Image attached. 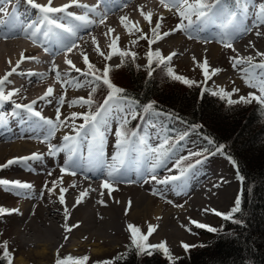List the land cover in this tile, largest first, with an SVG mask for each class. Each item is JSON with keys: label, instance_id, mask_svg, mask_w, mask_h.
Here are the masks:
<instances>
[{"label": "rangeland", "instance_id": "374dc122", "mask_svg": "<svg viewBox=\"0 0 264 264\" xmlns=\"http://www.w3.org/2000/svg\"><path fill=\"white\" fill-rule=\"evenodd\" d=\"M34 1L41 3L45 0ZM156 1L159 4V0H138L137 2H131L129 4L134 5L131 8L132 10H126V8L124 10L123 8L122 10L107 15L104 18L105 22L103 23L106 25H104L97 33H95L94 37L92 38L93 40H98L101 44L98 43V45H96L95 42V44L93 45L92 43L90 44L88 42V44H86L82 48L80 62H78L80 66L79 68L82 71H85L87 69V66L83 61L84 55H87L89 61L97 65L100 69H104L106 66H117L121 62V58L119 56H112V59L109 61L99 55V53L97 52V47H99L100 51H102L105 56L109 55L111 51L110 45L118 37L116 34V36L111 35L109 31L110 28H116V30L118 28V31H121V36L118 37V47L121 50L134 51L136 53H139L141 62L143 64L148 65L146 54L150 49L153 51L158 50L164 57H166V55L168 54L167 44L162 43V40H159L149 48L147 39L140 38L144 33L149 34V30L154 26V23L150 25L145 21L144 26H141L139 23L140 19L137 17L139 21L135 20V15H145V12L148 9H152V7H150L153 5L152 3H156ZM248 1L249 0H247V2ZM138 2L140 4H138ZM262 3H264V0H252L246 12L248 14L246 16V19H249V16H253L254 18L252 19V22H254V20L256 19L255 13H258L259 4ZM161 6L162 7L155 6L153 9L156 10V13L158 14L159 11L163 10L162 8L167 11L165 15L161 16L163 17L161 29H175L176 25L180 22V17L177 13V10L175 8L167 9L164 7L163 3ZM3 8L5 9L4 6ZM96 11H98V8H96ZM3 16L4 13H2L1 15V20H3ZM15 16H19V13ZM122 17H127L128 20L122 22ZM193 20H196L195 16H193ZM239 22L240 20H238V23ZM185 23L187 22L185 21ZM125 24L128 25L127 28L125 27ZM14 25H16V23ZM133 25H135L136 28L141 29L142 32H136L135 30H133L130 33L129 29L133 28ZM210 26L211 25L206 26L205 30L202 32L193 30L191 34L193 35L196 32H199L201 34L203 33L204 35L212 33L214 34L215 29L213 30V32H211L212 29H210ZM193 28H196L195 24L193 25ZM254 28L252 27V29ZM4 29L5 28H3L2 32L7 31V29ZM259 29L264 30V24H260ZM217 33L219 34V32H216V34ZM174 35L175 37L177 36L182 39L184 51H191L193 50V47L196 49H200L202 52V56L207 55L206 58L208 64L210 65V69H220L218 73H216L215 75H211V79L207 80V82L205 83L202 68L200 66L203 63L204 58H202L201 61L199 59H195L196 61L191 62L181 61L179 56L178 58L176 56L173 57L170 62H167L170 67L174 69L176 74L182 75L188 79L196 81L197 83L202 82L206 87H211L213 89H217L218 91L223 89L230 94V97L233 100H238L241 96H248L249 93H256L257 95L260 94L258 91L259 78H264L261 77V74L264 73V69H253L247 63L234 64L232 58L239 55V57L244 58L253 57V63L264 62V58L258 55V53L264 52V33L261 36H256V34L254 36H251V34L249 35L248 39L251 38L254 40L256 38V40H254L256 41V46L255 48L248 47L250 54H252H248V56L243 54L245 50L240 49V46L237 47V44L243 41V39L248 34H245L244 37H240L237 41H230L236 50L235 52H233L232 49L225 47L224 44L219 40H210L206 37L196 38L195 36H192L193 38L190 39L189 34L184 31H175ZM88 37L90 38V36ZM133 41H135V43H133ZM11 44H14L13 47L11 46ZM31 44L32 46L39 45L34 40L32 41L29 37L18 36L16 38H7L0 35V53H6L7 51L12 49L15 50V48L16 50L14 52H23L24 49L28 45L31 46ZM214 46H218L221 49L220 53H217V55L210 51L214 50V48L212 49V47ZM35 54L38 53L35 52ZM44 54L47 55V57H54V59H57L56 56H54L48 50L45 51ZM54 59H52V61H54ZM47 66L49 67V65ZM237 71H241V80L249 81L248 84L244 86H238L236 82H234L232 74H235V72L237 73ZM71 73L69 77V74H65L60 79H57V74L53 73L50 77V79L52 80V82H50L51 84H48L43 80L33 81L30 79L31 82H29L30 80L28 78L21 79V81H24V86L22 87V89H18L16 91L12 89L13 86L11 77L4 85L5 92L7 93L9 91H14L16 94L13 96L18 98L20 103H28L32 99L38 97L43 92L47 91V85H54V90H59L58 93L53 96V98H48L45 103L41 104L40 102H38L36 105H34V109L36 111H39L44 118L55 120L57 109H59L61 121L66 120V124L61 126L56 131L54 137L47 138L48 142L54 145L55 143H57V141H59L58 145L63 144L64 135L75 134L73 129L69 127V125L73 123L71 119L73 113L83 114L93 112L95 110L91 109L89 107V104H81L79 102L80 98H89L90 93L93 91L94 82L92 81L91 77H84L80 73H78V77L74 79L73 77L77 75V72H75L73 75ZM69 79L78 80L79 83H69V85H66L65 81ZM27 82H29V85H26ZM80 84H83V86L81 87ZM250 84H256L257 87H251ZM237 89L238 91H234ZM61 97H64L63 105H61L59 102ZM0 105L2 106V108L0 106V110L6 111L9 114L10 121H13L14 123L17 117H20L21 122L24 124V127L17 128V132L21 134L22 137L12 140H15L16 144L24 150L29 149V146L32 149H39L43 153L42 160L32 161L29 164H17L9 169L3 170L1 176L5 177L7 180L18 179L19 181H24L27 183L34 182L35 190H33V192H31L29 195H25L19 190L13 188L0 186V207H3L4 209H19L20 203L22 201L27 202L31 197L39 194L40 191H38V189L40 187H49L53 179L62 173L61 166L66 160L67 153L60 152L55 157L48 155V142H45L44 140V137L46 135V126H44L38 118H33L28 114L16 111V109L11 107L12 104L10 105L0 103ZM129 108H134L135 112L137 113L134 104L125 106L124 103H117L115 105H112L109 109V115L107 116L109 127L107 130H104L103 143L101 144V141H99L101 146L108 145V153L102 150L99 151V149H97V146L95 145H97L96 143H98V138H96V136L94 137L91 134L85 138V141H83L81 147H79L78 150H80L81 153L89 154V147L91 146L94 149L91 155V158L93 160L97 158L95 156L96 152H102V155H100L99 158L104 162L105 165L108 164V166H110L116 163L113 160V157L117 152V149L115 147L117 143V137L115 136V133L119 129L121 117L127 114ZM120 109H123L124 111L121 112ZM13 113H15V115H13ZM129 119H131L130 116L128 120ZM83 122V119L79 117L75 120V124L77 126ZM167 125L168 124L166 123V121L161 118H156L153 122L150 123L148 136L150 147L152 149L157 148L162 140H164L167 137V134H169L170 132L179 134L183 132L186 127L185 125L179 123L174 124L173 126ZM28 134H30V136ZM196 143H192L193 145L179 147V150L181 151L180 153L185 154L199 150L201 146ZM135 152H137V155H133L128 164H126V160H123V157H121L123 160V164L120 178L118 181L112 182L115 190H111L110 195L114 199H116L114 200V203H118L121 207L118 209L120 229L115 241L106 240L100 242L102 240L99 241L97 237H92V235L96 232L95 229H85V226H82L80 230L77 231L78 234H73V236H71V240L70 237L66 240L64 246L58 248V250L56 251L50 249L48 255L43 257L38 255L36 252V250L39 248H36L29 243L24 244L21 238H18L19 236L23 237L27 235L26 231H19L21 227L22 216L18 212L9 217L5 216L4 219H1L2 217L0 218V238L3 241H6L8 244V253L10 254L9 260L11 261V264H22L18 260L19 258H22L24 260V264H56V260L64 256H72L79 259L88 257L86 264H97L99 261L113 258L117 254H120L127 249L128 244L130 243V241H132L130 230L128 227V225L130 224L139 227L142 233L148 230L149 225L155 226V231L149 237V241L153 244H158L160 242L166 241L167 247L170 249L174 257H177L185 252V249L181 246L182 242L189 245H195L199 242L209 239L210 236L206 232H203L204 229L195 227L191 224L190 221L196 220L200 223L210 225L212 227H217L221 223L222 217L214 215L211 212V209H216L217 205L214 204L206 206V208L209 209L208 212H205L203 211V208H200L202 212L199 211L200 213L197 214L193 213L192 211H188L187 209L185 211H183L182 209L186 208L190 203V196L193 189L195 190L209 180L211 182H214L216 179L222 180L223 177H227L229 183H226L225 186H231L233 190L238 188L240 180L236 176L232 164L228 162V160L221 158L220 156L213 155L210 158L203 160L201 164L197 165L191 171L187 172L180 181H174L168 184H160L157 181L164 180L170 176L179 175L181 170H183L182 168H179L176 161L172 158L173 153H171V150L169 156H166L164 158V162L157 166L155 169L154 174L156 175L157 180L153 181L149 179V182L145 183L143 182V176L147 175L145 170L151 167L153 163H155L156 158L150 157V155L152 156L151 151L143 152L141 149H139L138 146L135 148ZM12 153L6 152L1 160L3 161L7 159V157H9ZM176 156L177 154H175L174 158H176ZM109 157L111 158L110 161L106 162V158ZM58 161L62 164L58 163ZM54 163L56 165L53 168L52 166L54 165ZM130 164L131 167L129 166ZM137 170L140 171L138 172ZM202 171H208L209 174L201 175ZM197 175L199 177H196ZM79 179H76V182H79ZM102 180H105V178H101L99 181L101 182ZM45 182L47 183V185L45 184ZM180 183H182L184 187L182 191L178 192L175 189V185ZM146 185H149L150 189L145 188ZM217 188L218 187H216L215 185V188L213 187L210 192L212 190L216 191ZM139 192H147V194L151 197V209L148 210L145 215L133 216L131 213L133 207L138 205L136 204V202H139L137 201L139 198ZM45 193H47V191L43 190V194ZM64 195L66 198L68 195V191L64 193ZM75 195L77 196V194ZM237 199L238 195L234 199L231 198L228 206H219L221 208H217L216 210L220 212H229L233 208ZM80 200L83 205L88 203L86 196ZM156 208L160 209V212L157 216H155L154 213ZM130 215H132V217H130ZM97 218L101 219L102 222L105 220V218ZM67 224L70 223L68 222ZM76 224L77 223L75 222L73 224V227L76 226ZM177 227L179 228L180 232L178 231V233H173V231H175ZM85 234H87L86 237L83 236Z\"/></svg>", "mask_w": 264, "mask_h": 264}, {"label": "bare ground", "instance_id": "6f19581e", "mask_svg": "<svg viewBox=\"0 0 264 264\" xmlns=\"http://www.w3.org/2000/svg\"><path fill=\"white\" fill-rule=\"evenodd\" d=\"M115 1V6L113 9L109 8L108 3L106 0H103V3H101V0H76V3L78 4H84L88 5L89 7L97 6V8H101L102 6H106L107 9L103 12H101L99 9L98 11L95 12H88V16L90 19L96 20V23L90 26H83L82 22L80 21H75L74 17H69L66 16L65 13H54L50 14L52 17H58V18H63L65 21L64 23L67 24L68 26L72 25V27H76L79 25L76 36L72 37L70 34H68L67 39L68 40H74L75 43L77 44V47L73 48V50L70 53H67L63 50L57 52V54H62L59 56L58 59H54V57H47V55L44 54L46 49L50 51L53 55V49L58 48V44L60 45L59 41L55 36H52L51 34L49 37L43 36V33L48 30V27L43 23L41 27V31L36 34L35 38L36 39H41L39 41V45L35 47L27 46L23 52H14L16 50L12 49L7 51L6 53H0V79H3L9 72H12V69L15 68L16 71L9 76L11 77L12 80V89L14 91L18 89H22L24 86V81H21V79L28 78L29 80H39V81H46V83L51 84L52 80L50 77L52 76L53 73L57 74V71L60 73V78L64 76L65 74L68 75L71 73L72 75L76 72L73 68H71L70 65L66 63V60H72L73 64L76 67H80L79 63L80 62V56L82 52V48L88 44V42L91 44L98 45L100 43L98 40H93L92 38L94 37V34L97 33L104 25L106 24H101L99 23V20L101 18V15L104 16V18L107 15L112 14L113 12L122 10L126 8V10L131 9L134 5H129L131 2H137L138 0H114ZM35 3H38L37 1H34ZM127 4L126 6H124ZM161 0L159 1V4L157 3H152L153 5L150 6L152 9H148L145 12V15L141 16L140 14L135 15V20L139 21L141 26H144L145 21L147 23L148 20L146 19L147 14L151 13L152 14V21H155L161 18V16L166 14V10L162 8L163 10L159 11V14L156 13V10H153L155 6H160L162 7V3H160ZM42 3V4H41ZM39 4L41 5H49L51 3L52 7H62L66 4H73V7H70L67 9V12H69L72 8L73 9H81L79 7H76L74 4V0H45L44 2H41ZM135 4V3H134ZM138 4H140L138 2ZM5 7L4 12H0V20H1V15L4 13L3 20H6L7 23L0 27V35L2 37H7V38H16L18 36H24L23 33L20 32L21 28L25 29L26 26L30 23H32L33 19L35 16H42V14L39 12V10L33 8L31 5L27 3V0H10V2L5 3V0H0V7ZM124 6V7H123ZM161 9V8H159ZM132 10V9H131ZM37 13H34V12ZM82 11V10H81ZM80 11V12H81ZM87 10L81 14L77 13V15H83L85 14ZM16 12H19V16L15 18L13 16V13L16 14ZM94 17V18H93ZM137 17L139 19H137ZM145 18V20H144ZM134 21V22H136ZM68 22V23H67ZM15 25V29L13 30V25ZM161 23V22H160ZM22 25V26H21ZM54 31L56 32H63L61 29H55V26H51ZM71 27V26H70ZM3 28H6L7 31L5 33L2 32ZM114 31H110L111 35H117L120 37L121 31H118V28H110ZM33 29H26L25 31H22L24 33H27L31 35V32ZM260 32V35H263L264 30L259 29V27H255L252 29L249 34L241 41L238 43L237 47L240 46V49L245 50L244 55L248 56L252 55L250 54L248 47L255 48L256 46V38L253 39H248L249 35L254 36L257 32ZM2 32V33H1ZM164 32H170L171 34L164 37L162 40V43L167 44V49H168V55L171 53H176L175 56L180 58L181 61H196L195 59H199L200 61L202 58L207 57V55H201L202 52L200 49L192 48L193 50L191 51H184L183 49V41L179 37H175L174 33L175 31H172L170 29H161L160 28V34L162 35ZM252 32V33H251ZM17 33V34H16ZM253 34V35H252ZM87 35V36H85ZM115 35V36H116ZM192 35V34H191ZM90 36V38L88 37ZM192 36L198 37L197 34H193ZM258 36V35H256ZM28 37V36H27ZM34 38V39H35ZM207 38V37H206ZM239 39V38H238ZM236 39L235 41H237ZM160 40V41H161ZM94 41V42H92ZM82 44V45H81ZM101 44V43H100ZM14 44H11L13 47ZM211 47V46H210ZM210 50L212 53L217 55V53H220V48L218 46L212 47ZM264 50V48H263ZM36 52L38 53L34 57H27L28 52ZM201 55V56H199ZM58 56V55H54ZM245 56V57H246ZM172 57V58H173ZM50 58V59H49ZM195 58V59H194ZM54 59V61H52ZM37 65H42V66H37ZM49 65V67L47 66ZM37 66V67H36ZM45 66V68H44ZM25 73L23 74V72ZM241 72V71H240ZM237 71L235 74H232V78L234 79V82L238 86H244L248 84L249 81H243L241 80L242 76L241 73ZM70 75H68L69 77ZM78 77V73L74 79ZM8 78V79H9ZM31 80L29 82H31ZM70 80V79H69ZM29 82H27L26 85H29ZM66 85H69V83H66ZM47 89L49 87L55 88L54 85H47ZM57 86V85H56ZM59 90H54L53 95L48 97L49 99L53 98L56 93H58ZM17 101L18 98H17ZM18 122V124H17ZM24 127V124L21 122L20 117H17L14 123H8L4 124L0 127V165H4L8 160H11L13 158H19V157H25V156H30L33 153L37 154H43L41 150L39 149H32L31 147L28 146L30 149H22L19 147L15 140L16 138L22 137L21 134L17 132V128H22ZM26 144V143H23ZM6 152H13L7 159L1 160ZM80 162V167L75 169L76 174L72 175L70 173H61L57 177L53 179V181H57L58 183L55 185L56 190L55 192H50L48 189L52 188L53 181L49 187H40L38 191H40L39 194L35 195L34 197H31L28 199L27 202H21L19 209H7V210H18V211H11V214L7 215H0L1 219H4L5 216H11L19 212L22 216V222H21V227L19 229L20 232L26 231L27 235L23 237H18L21 238L22 242L24 244L29 243L30 245L39 248L36 250L37 254L40 256H47L50 249L53 250H58V248L62 247L65 245L66 240L73 234H76L77 231L80 230L82 226H85V229H95L96 232L92 235V237H97L98 240L103 241H115L116 237L118 235L119 229H120V221L118 218V209L121 208L118 203H114V199L110 195V190L105 189L102 187L103 181H99L101 178H107L106 173L107 169L105 167H94V165H90V155L84 156V158H75ZM31 160V159H30ZM91 160H93L91 158ZM36 161V160H34ZM94 161V160H93ZM58 163H60L58 161ZM19 164H29V160L25 163H19ZM62 164V163H60ZM59 164V165H60ZM17 165L13 164L7 168H2L3 170L9 169L12 166ZM56 164L52 166L54 168ZM89 167H91V170L89 171ZM3 170L0 169V175H2ZM140 170H138L139 172ZM208 171H202L201 175H208ZM196 177H199L198 175ZM80 178V179H79ZM76 179H79V182H76ZM39 180V179H38ZM48 182V180H47ZM226 183L228 184V179L227 177H223L222 180L216 179L214 182H211L210 180L205 182L203 185L199 186L195 190L191 192L190 196V203L187 205L186 208L182 209L185 211L186 209L188 211H192L193 213H200L201 209H205L206 206L208 205H217V208H221L219 206H228L231 198H235L238 193V188L233 190L231 186H225ZM31 185V188L29 189H16L19 190L20 192L24 193L25 195H29L31 192H33L34 187V182L28 183ZM47 185V183L45 182ZM74 185V187H73ZM215 185L217 190H210L214 187ZM149 185H146L145 188L150 189ZM60 188H67L68 189V195L65 198V204H61L59 202V195L60 193ZM14 189V188H13ZM43 190L47 191V193L43 194ZM87 192L86 199L88 200V203L83 205V203L77 204V200H80V193L81 192ZM43 194V195H42ZM77 194V196L75 195ZM42 195V196H41ZM138 200L139 202H136V206L133 207L132 209V215L140 216V215H145L148 210L151 208V203L152 199L151 197L147 194V192H139L138 193ZM146 200V202H145ZM103 201V203H101ZM124 206V204H123ZM201 208V209H200ZM216 208V209H217ZM67 209V211H65ZM124 210V208H123ZM160 212L159 208H156L154 211L155 216H157ZM202 212V211H201ZM130 215V217H132ZM81 216V217H79ZM97 217L100 218H105V220L102 222L101 219H98ZM82 219V220H81ZM76 220V221H75ZM74 221V222H73ZM70 224H67V223ZM73 222V223H71ZM77 223L76 226L73 227L74 223ZM71 228V231H68V229ZM180 232L179 228L175 229L173 233H178ZM78 234V233H77ZM84 237L87 236V234L83 235ZM110 236V237H108ZM0 241H3L0 238ZM6 242V241H3ZM7 243V242H6ZM22 264H24V260L22 258L18 259Z\"/></svg>", "mask_w": 264, "mask_h": 264}, {"label": "trees", "instance_id": "16d2710c", "mask_svg": "<svg viewBox=\"0 0 264 264\" xmlns=\"http://www.w3.org/2000/svg\"><path fill=\"white\" fill-rule=\"evenodd\" d=\"M153 61L151 74L139 53L134 60L123 58L119 65L111 67L112 83L124 90L119 95L134 101L140 114L126 123L127 130L142 133L146 131L147 121L156 118L167 121V126L183 124L186 127L182 133L168 135L171 145L175 146L176 141L185 144L188 140L202 139L203 156L215 153L229 156L243 181L241 212L236 213L232 221L223 219L215 227L216 232L204 229L209 239L192 245L190 250L174 258L176 264H264V107L256 101L230 105L227 97L205 91L200 83L187 86L175 80L168 73V64H158L155 56ZM109 91L102 82H95L89 95L92 101L89 107L101 106ZM149 103L153 109L145 112ZM182 134H185L183 141ZM203 156L184 159L182 165H190ZM5 243L0 241V264L10 261L9 256L3 255ZM58 260L73 264L61 257L56 264ZM105 261L109 264H171L159 250H153L150 255L140 254L132 241L125 251L97 264Z\"/></svg>", "mask_w": 264, "mask_h": 264}, {"label": "snow or ice", "instance_id": "6c2138e0", "mask_svg": "<svg viewBox=\"0 0 264 264\" xmlns=\"http://www.w3.org/2000/svg\"><path fill=\"white\" fill-rule=\"evenodd\" d=\"M10 2V0H5V3ZM27 3L31 5L33 8L39 10V12L42 14V20L40 22H32L26 26V29H33L31 32V35L33 37L36 36L37 33L41 31V27L44 22H47L49 25V28L47 31H45L43 34L47 38L51 34L52 36H55L57 40L59 41L61 48L63 51L70 53L73 48L77 47V44L74 40H68V34H70L72 37L76 36L77 30L79 25L76 27H70L65 23H60L59 18H53L50 14L54 13H65L66 16L74 17L75 21L82 22L83 26L87 27L90 25H93L96 23V20L90 19L88 16V12H95L96 8L99 7L93 6L89 7L88 5L84 4H78L76 3V0H74V4L76 7H79L81 9H86L87 11L83 15H75L74 13L67 12V9L70 7H73V4H66L62 7H52L51 3L49 5H41L39 3H35L34 0H27ZM101 3H103V0H101ZM161 3L164 4V7L167 9L175 8L177 10V13L180 17V22L176 25L175 29L172 31H184L189 34V38H193L191 35V32L193 30L195 31H204L206 26L208 25H214L221 29L220 33V42L224 44L225 47L232 49L233 52H235V48L233 47V44L230 42L232 41L238 34L243 32L251 31V27H246L241 29V26L237 23L239 13L228 6V0H161ZM234 3L237 5H243L241 7V11L247 12L248 5L247 0H234ZM5 9L3 7H0V12H4ZM13 16H15V13H13ZM193 16L196 17V20H193ZM146 19L148 20L149 24L152 22V14L149 13L146 16ZM127 17H122L121 21H127ZM160 20H163V17L160 18ZM185 21L187 23H185ZM105 22L104 16L101 15V18L99 20V23L103 24ZM7 23L6 20H0V27L4 26ZM196 25V28H193V25ZM260 24H264V3L259 5L258 13L256 14V19L253 22L252 27H259ZM51 26H55V29H61L63 32H56L53 30ZM13 30L15 29V25L12 26ZM125 27L127 28L128 25L125 24ZM160 28L161 23L157 22L156 26L151 29L152 32V39L148 40L149 45L157 43L159 40L163 39L164 37L170 35V32H164L162 35L160 34ZM26 29H21L22 31H25ZM133 30L136 32H142L141 29L136 28L135 25H133V28L129 29V32L131 33ZM109 31H114L110 29ZM256 35H260V32H257ZM141 39H148V34L144 33L140 37ZM199 38V37H196ZM118 40L117 37L116 40L110 45L111 48V54L108 56H105L102 51H100L99 47H97V52L99 55L104 57L106 60H111L112 56L118 55L122 58H128L131 57L133 60L136 58L137 53L134 51H125L121 50L118 47ZM135 43V41H133ZM47 51V49H46ZM176 53H171L167 57H164L160 51H152L149 50L146 54L147 62H148V71L149 74L153 71L152 64H153V57L155 56L157 58L158 64L164 65L167 62H170L172 60V57L175 56ZM258 55L262 58H264V52L258 53ZM195 59V58H194ZM234 64H241V63H247L251 68H259L264 69V62L260 63H253V57H239V55L234 56L233 58ZM83 61L85 65L87 66L86 71H82L80 68L76 67L72 60H66V63L71 66L77 73H80L84 77H91L93 82H102L103 85L107 86V88L110 90L108 96L106 97L104 103L97 108V110L93 112L83 113V114H77L73 113L71 116V119L73 123L69 125L74 131V135L72 134H66L63 137V144L61 145H54L50 142H48V137H54L56 131L63 125L66 124L65 121H61L60 111L57 109V115L55 117V120L44 118L39 111H36L34 109V105H36L37 101L33 100L28 105H21V104H15L16 109L23 108L27 113H29L32 117L38 118L39 121L46 126V135L44 137L45 142H48V155L50 156H57L60 152H66V160L64 164L61 166V172L63 173H70L72 175H75V169L80 167V162L75 159L76 154L78 152V146L81 137H87L90 134L94 137L96 135L100 136L101 144L103 143V130H107L108 125V117L107 113L109 112V109L112 105H115L117 103H124L125 106L134 104V101L129 100L127 97L119 95L120 93H123V89L119 88L118 86L114 85L110 79V72L111 67L106 66L103 71L101 72L100 69L96 68L94 64H92L89 61V58L87 55L83 56ZM202 68L203 76L205 83L207 80L211 79V75H215L220 71V69H210V65L208 64L207 58L205 57L203 60V63L200 65ZM168 73L177 81H180L184 83L187 86H192L194 84H197L196 81H193L191 79H188L182 75H178L174 72V69L169 67ZM16 71L15 68L12 69V72H9L3 79H0V103L9 101L13 95L16 93L14 91L5 92L4 85L6 82H8L9 76H11ZM211 71V74H210ZM247 71V70H246ZM70 75V73H69ZM261 77H264V73L261 74ZM57 79H60V73L57 71ZM65 83H79L78 80H67ZM82 87L83 84H80ZM251 87H257L256 84H250ZM207 91V88L204 89ZM234 91H238L234 90ZM259 95L256 93H249L248 96H241L238 100H232L228 99V103L235 104V103H250L252 101H256L260 104H264V78H259V87H258ZM54 92V89L49 87L47 91L45 92L44 96H41L40 100H47L48 97L52 96ZM213 95H219L222 97H229V93L221 89L220 91H214L212 93ZM50 102V101H49ZM60 104L63 105L64 103V97H61ZM81 104H89L91 105L92 101L90 98H80L79 101ZM75 103V102H74ZM153 109V105L149 103L145 106L144 111L148 112ZM121 112H123V109H120ZM15 115V113H13ZM129 116L132 119H135L137 116V113L135 112L134 108H129L126 115H123L121 117V123L119 126V129L116 131L115 136L117 137V143L115 145L117 152L115 156L113 157V160L116 162L113 165L107 166L104 164V162L99 158L100 155H102V152H98L97 158L93 161L91 160V155L93 153V148L89 147V154H90V165L98 166V167H107L108 171L106 173V179L103 182L102 187L105 189L115 190L113 187L112 182H116L120 178V174L122 171V153L125 155L127 152L131 149H134L135 146V138L138 136V132L131 131L129 132L126 128V122L129 118ZM83 119L84 123L80 125L75 124V120L77 118ZM185 134H182L180 136V139L182 140L184 138ZM143 142V141H141ZM178 143V142H177ZM172 150V145L168 141L167 138L162 140L160 145L157 148L151 149L152 155L156 158L155 163L151 165V167L147 168L145 171L148 173L147 175L143 176V182L147 183L150 180L156 181V175L155 169L157 166L162 164L164 162V158L166 155H168ZM192 156H203L202 152H193L189 153L187 157H181V160L184 159H190ZM42 160L43 156L41 154L33 153L30 156L25 157H19V158H13L11 160H8L4 165H0V169L7 168L13 164H19V163H25L28 160ZM203 161L201 159H197L194 164L188 165L187 169L181 170L179 175H174L167 177L164 180L157 181L160 184H168L170 182L174 181H180L182 177L186 175L187 172L194 169L197 165L201 164ZM91 170V167H89V171ZM57 181H53V187L48 189L50 192H55L57 184ZM0 186L5 187H11L15 189H29L31 188V185L26 182H20V181H9L7 179H0ZM74 187V185H73ZM184 185L182 183L176 184L175 189L179 192L183 190ZM68 191L67 188H60V195H59V202L61 204H65V195ZM87 195V192H81L80 197L81 199ZM81 200H77V204H79ZM103 203V201H101ZM130 206V202H129ZM241 200L237 199L235 201V204L233 208L229 212H220L216 209H211V212L214 215L221 216L225 220H234V215L236 213L241 212ZM11 211H18V210H11ZM10 210L4 209L3 207H0V215H7L11 214ZM67 211V209H65ZM203 211L208 212L209 209L205 208ZM192 225L195 227L206 229L211 232H216L217 229L215 227H212L210 225H206L203 223H200L196 220L190 221ZM235 222L239 223V220H235ZM129 230L131 232L132 237V244L134 245L135 249L140 254H152L153 250H159L162 252V254L171 262V264H176V260L173 257V254L171 253L170 249L167 247V242H160L158 244H151L149 243V237L152 235V233L155 231V226L149 225L147 234H144L141 232V229L134 225H128ZM190 230V229H189ZM68 231H71V228L68 229ZM181 246L187 251L190 250L192 245H189L187 243L182 242ZM3 249L5 250L3 252V255L5 257L10 256V254L6 251L7 244L5 243L2 245ZM88 260V257H83L82 259H78L76 261H73V264H86V261ZM9 264H11V261H9ZM57 264H66L63 260H58ZM104 264H109V262L105 261Z\"/></svg>", "mask_w": 264, "mask_h": 264}]
</instances>
